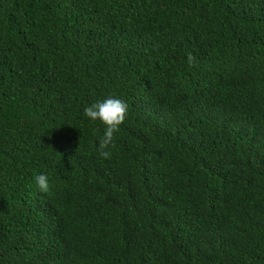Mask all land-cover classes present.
I'll return each mask as SVG.
<instances>
[{
    "label": "trees",
    "instance_id": "1",
    "mask_svg": "<svg viewBox=\"0 0 264 264\" xmlns=\"http://www.w3.org/2000/svg\"><path fill=\"white\" fill-rule=\"evenodd\" d=\"M0 264H264V0H0Z\"/></svg>",
    "mask_w": 264,
    "mask_h": 264
},
{
    "label": "clouds",
    "instance_id": "2",
    "mask_svg": "<svg viewBox=\"0 0 264 264\" xmlns=\"http://www.w3.org/2000/svg\"><path fill=\"white\" fill-rule=\"evenodd\" d=\"M196 58L191 52L188 53V64L193 66ZM84 114L91 120H99L105 125V133L100 140V155L109 159L111 152L106 151L110 146L114 147V134L120 130V126L125 122L128 115V105L122 99L106 98L103 101L92 104L84 109ZM36 183L41 192L49 190L48 179L45 175L37 176Z\"/></svg>",
    "mask_w": 264,
    "mask_h": 264
}]
</instances>
